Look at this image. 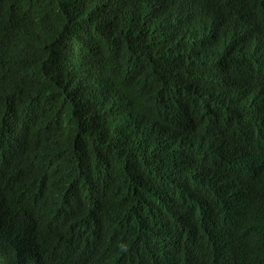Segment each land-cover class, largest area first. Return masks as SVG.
Masks as SVG:
<instances>
[{
  "label": "trees",
  "instance_id": "16d2710c",
  "mask_svg": "<svg viewBox=\"0 0 264 264\" xmlns=\"http://www.w3.org/2000/svg\"><path fill=\"white\" fill-rule=\"evenodd\" d=\"M0 200V264H264V0H0Z\"/></svg>",
  "mask_w": 264,
  "mask_h": 264
},
{
  "label": "clouds",
  "instance_id": "9594fccd",
  "mask_svg": "<svg viewBox=\"0 0 264 264\" xmlns=\"http://www.w3.org/2000/svg\"><path fill=\"white\" fill-rule=\"evenodd\" d=\"M0 202H1V200H0ZM6 211H7V209L2 207L0 204V217L4 216ZM0 258H1L2 262H4V259L6 258L4 249H2L1 247H0Z\"/></svg>",
  "mask_w": 264,
  "mask_h": 264
},
{
  "label": "bare ground",
  "instance_id": "6f19581e",
  "mask_svg": "<svg viewBox=\"0 0 264 264\" xmlns=\"http://www.w3.org/2000/svg\"><path fill=\"white\" fill-rule=\"evenodd\" d=\"M233 124V123H232Z\"/></svg>",
  "mask_w": 264,
  "mask_h": 264
}]
</instances>
